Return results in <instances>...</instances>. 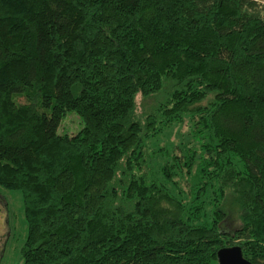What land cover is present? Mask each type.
<instances>
[{
  "label": "trees",
  "instance_id": "16d2710c",
  "mask_svg": "<svg viewBox=\"0 0 264 264\" xmlns=\"http://www.w3.org/2000/svg\"><path fill=\"white\" fill-rule=\"evenodd\" d=\"M0 186L21 264H264V3L0 0Z\"/></svg>",
  "mask_w": 264,
  "mask_h": 264
},
{
  "label": "rangeland",
  "instance_id": "374dc122",
  "mask_svg": "<svg viewBox=\"0 0 264 264\" xmlns=\"http://www.w3.org/2000/svg\"><path fill=\"white\" fill-rule=\"evenodd\" d=\"M264 3V0H258ZM24 102V98H17ZM155 103L152 98L136 97V113L141 119ZM82 126L79 116L75 112H67L61 119L57 131L59 133H74ZM187 126L183 125L175 132L164 133L147 140L149 147L168 146L170 142L188 141ZM179 131V132H178ZM180 132L182 135H180ZM180 135V136H179ZM232 198L227 195L224 199V208L228 211L226 228L236 227ZM27 234V224L23 213L22 194L20 190L6 189L0 186V264H21L20 251Z\"/></svg>",
  "mask_w": 264,
  "mask_h": 264
},
{
  "label": "water",
  "instance_id": "95a60500",
  "mask_svg": "<svg viewBox=\"0 0 264 264\" xmlns=\"http://www.w3.org/2000/svg\"><path fill=\"white\" fill-rule=\"evenodd\" d=\"M218 264H252L242 256L239 246L222 247L217 251Z\"/></svg>",
  "mask_w": 264,
  "mask_h": 264
}]
</instances>
